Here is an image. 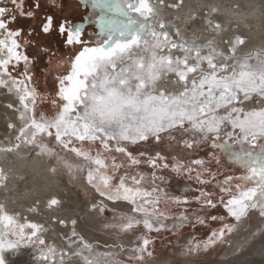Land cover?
<instances>
[{
  "label": "snow or ice",
  "instance_id": "snow-or-ice-1",
  "mask_svg": "<svg viewBox=\"0 0 264 264\" xmlns=\"http://www.w3.org/2000/svg\"><path fill=\"white\" fill-rule=\"evenodd\" d=\"M89 2L94 13H99L94 20L99 27L94 38L85 33L83 24L67 20L58 24L63 47L69 53L68 70L55 76L57 90L50 103L57 110L49 116L43 111L37 114L38 102L43 99L32 84L34 57L27 52L31 41L22 38V28L12 27L18 15L31 18L35 12L25 10L24 0H0V87L15 92L19 103L14 108L19 123L8 124L9 129H15L14 140L0 143V156L8 159L21 145H27L37 150L36 155L54 158L53 173L58 165L70 175L85 176L99 198L91 204V211L103 214L115 212L118 204L129 206L118 222L104 225L106 229L128 234L142 227L151 233L164 229L163 221L169 218L181 223L189 220L183 213L169 217L161 209V204L169 202L189 203L187 196L168 197L161 187L167 180L163 172L186 175L200 185L212 184L217 174L204 159L185 164L172 157L170 165L168 157L157 152L148 157L154 169L148 188L144 174L128 171L139 166V157L146 154L141 152L138 157L129 146L174 140L177 131L191 133L190 139L182 140L185 148L207 142L212 149L209 162L219 164L221 156H226L241 169V175H228L216 183L218 197L199 190L195 197L199 211L222 207L235 223H224V215L209 216L207 219L221 221L222 226L203 242H189L184 254L207 252L219 243H228L251 210L264 217V49L241 54L246 44L242 35L224 40L226 50L213 40L189 43L156 0ZM182 3L178 0L168 7L178 8ZM33 7L40 8L39 0ZM216 12L218 9H211L204 20L208 29L219 35L224 29L212 18ZM53 23V16L47 15L40 30L50 33ZM62 65L63 61L58 66ZM118 155L126 162L118 160ZM7 179L0 168V187H6ZM60 206L55 197L46 204L53 210ZM38 211V206L28 209ZM196 223L206 225V219L197 216ZM59 224L71 226V232L65 234L66 248L46 240L49 228L43 222L10 212L0 204V264H13V257L24 248L37 250L34 259L38 264H73V257L83 264H119L114 252L97 251L76 231L77 219L61 218ZM139 240L131 251L143 262L146 256H153L151 240L147 235Z\"/></svg>",
  "mask_w": 264,
  "mask_h": 264
},
{
  "label": "rangeland",
  "instance_id": "rangeland-1",
  "mask_svg": "<svg viewBox=\"0 0 264 264\" xmlns=\"http://www.w3.org/2000/svg\"><path fill=\"white\" fill-rule=\"evenodd\" d=\"M46 1H48L47 7L49 8V10L44 12L42 16L37 15V19L34 20L35 15L31 18L26 16L21 17L18 15L17 22L12 25V27L22 28V38L31 41V43L27 46V52L31 57H34V64H32L30 67V71L34 73L32 84H34L38 88L39 92L42 94L43 99L42 103L38 102L37 114L39 115V113L43 111L47 115L51 116L57 110L50 103V101L55 98V93L57 90V81L55 79V76L58 74H63L68 70V61L66 60V57L69 55V53L63 47V38L58 33V24L64 21L62 17L59 16V13H61L60 6L62 5V3H66L67 1ZM46 1L43 2L42 8H45ZM35 2L36 0H24L25 10H32L35 12L37 10L33 7V4ZM150 2H152V0H150ZM156 2L159 3L160 7L166 8L167 19L172 21L177 28H179L180 25L176 24L175 21H173L176 20V17H179L180 21H182V19L187 20L188 18H195L197 16H200L198 13H195L194 8L192 9V5L185 4L184 1L178 8L168 7L169 5L177 4L178 0H162V3H160V0H156ZM255 2L258 3L260 7L256 3L254 4L255 6L252 4L254 6V9L257 10L259 14L262 13V11H264V0H255ZM182 6H185V9H183ZM209 7L210 6L208 5H202L201 8L203 10V16H206V14L210 13ZM233 9L238 10V7L234 5ZM47 15H52L54 18L53 30L50 32L54 37L53 47H49L46 44H41V55H36L37 53H40L39 50H36L38 51L36 54L33 50H35L36 45L41 42L39 39H42V36L50 35L44 34L40 30V26L44 23ZM98 15L99 13H94L93 19L95 20L96 16ZM36 20L38 21L36 22ZM250 24L251 26L256 25V23L252 21ZM30 30L32 31L31 36L28 35ZM98 31L99 28H92L91 33L93 34V38L94 34ZM260 38L263 41L264 34H262ZM46 39L49 40L51 39V37L47 36ZM247 39L245 46H242L241 54H243L250 45H253V42L250 43L249 39ZM186 40L191 43L190 40ZM47 48L49 52H54L55 55L50 56L48 53L43 51V49ZM222 48L226 50L227 45H223ZM253 49L257 48H251V50ZM259 49H261V47ZM62 61L63 65L58 66ZM169 79L171 80L172 78ZM173 135L175 136L174 140L165 138L162 143H154L150 140L148 142H142L138 145L129 146V151H131L134 155H137L139 157V154L141 152L145 153L146 155L143 157H139L141 159V164L139 166H132L128 169V171L131 174H135L137 172L144 174L145 180L143 181V183L145 187L150 188V174L154 169L148 163L149 156H154L155 153L159 152L162 155L168 157L167 162L170 165L174 162L172 160V157H176L179 161L185 164L190 163L194 159H204L208 163L210 171L217 174L216 180L209 185H200L194 178L189 180L186 175L177 176L171 170L163 172V175H165L167 180L165 184L161 185V187L166 190L168 197L187 196L189 198V203L185 204L169 202L167 205L161 204L160 207L166 212L169 217H179L182 213L186 214L189 217L188 222L181 223V221H179L178 219L169 218L163 221L166 227L159 232L153 231L151 233H147L141 227L134 229L128 234H119L114 230L106 229L104 227V225L106 224L118 222L117 220L119 219L121 213L128 211L129 206L127 204H118L115 206V212L107 211L103 213L102 221L98 219V217L96 216V212L91 211V213L93 214L92 216H89V219L90 221L94 222V226H92L93 228L88 226L89 229L92 228L94 229L93 231H96L95 233L99 232L98 234L102 237L106 236L107 238L112 239V241H115L116 244H113L111 242L110 246L113 248V251H116L114 252L115 258L117 261H119V264H220L222 262L236 259V257L238 256H248L251 248L254 247L256 243H258L259 241L261 242L264 239V217L260 216L258 210H251L249 212L248 217L244 218L242 222H240L237 231L228 238V243H219L210 248L207 252L200 250L199 252H193L189 255L184 254L185 247L189 244V242L193 244L197 242H203L207 239L209 233L212 230L218 229L222 226L221 221H212L210 219H207L209 216L224 215V223H235V221L231 217H228L226 215L222 207H218L217 209H206L203 212L199 211L200 205L195 202V197L199 194V190L201 188L209 192H214L218 197L220 193L219 189L215 187V184L223 181L224 178L228 175H241V169L237 165L230 164L227 161L226 156H221L219 164H216L215 161L209 162V154L212 149H210L207 142L201 144L198 147L194 145L192 148H185L182 144V140L190 139L191 133L177 131L174 132ZM50 143L54 142L50 141ZM36 151V149H33V151L31 152H35L34 154H36ZM57 151H60V149L57 148ZM69 158L75 159L74 157H71L70 154ZM118 160L126 162V158L119 155ZM157 163L161 162L157 161ZM193 167H195V165H193ZM57 168L58 170L54 174L59 176L61 175L59 174V171H61L63 175L67 177V180L69 179V184L72 185L75 190H77V192L80 186H86V188L88 189L87 199L83 196H80V198H82L84 202L90 201V205L94 202H98L99 198L97 194L86 184L85 176L83 174L70 175L58 165ZM5 173L8 177L7 181H5L6 187L0 188L2 192L8 193L9 198H12L10 192L16 190L19 183L15 184L16 182L12 181V174L10 170H6ZM18 178L23 179L22 176H18ZM10 181L14 183L12 190H8L9 186L7 183H9ZM235 182L236 181H233V183ZM32 206H38V209L40 208L38 204H32ZM110 207H112V205H110ZM59 208H56L54 210H58ZM38 213L39 211L36 212V214ZM21 215L27 216L23 215L22 213ZM197 216L204 217L206 219V225L196 223ZM53 222L59 223L57 217L53 218ZM76 231L78 232L77 227ZM143 235H147L151 240L149 250L153 252V256L151 258L146 256L145 260L141 262L137 261L134 258L135 253H133L131 250L140 243L139 238ZM121 244L123 245V248L119 247V245ZM96 250L101 251L100 249Z\"/></svg>",
  "mask_w": 264,
  "mask_h": 264
},
{
  "label": "bare ground",
  "instance_id": "bare-ground-1",
  "mask_svg": "<svg viewBox=\"0 0 264 264\" xmlns=\"http://www.w3.org/2000/svg\"><path fill=\"white\" fill-rule=\"evenodd\" d=\"M183 1L185 4L192 5L195 13L200 15L195 18H188L187 20L182 19V21H180L179 17L173 20L176 24L180 25V34L185 39L190 40L191 43H204L207 40H213L218 47L223 49L222 47L225 45L224 40L233 39L236 35H242L246 39L248 38L250 43L253 42V45H250L249 48L246 47L245 52L250 51L251 48L259 49L261 47V49H264V40L262 41L260 38L264 34V11L259 14L254 9L255 0ZM256 4L258 5V3ZM202 5L210 6L209 11L213 8L218 9V12L212 14V18L214 21H219L222 24L224 31L219 35L210 31L206 26L205 16H203L201 8ZM234 5L238 7V10L233 9ZM182 7L185 9V6ZM251 21L255 22L256 25L251 26ZM169 87L171 88L172 85H169ZM9 104L14 107L9 108ZM15 107H19L16 93H10L6 88L0 87V143L2 144H7L10 140H14L15 129H9L8 124L19 123L17 119L18 114L14 111ZM31 151H33V148L21 145L17 152L9 154L8 159L0 156V168H3L4 171L10 170L12 181L16 182L15 184L19 183L18 188L13 191L11 190L14 183L12 181L7 183L9 186L8 190L11 189L12 198H9L8 193L2 192L0 188V204H4L10 212L18 211L23 215H27L30 220L43 222L49 228L46 240L55 243L58 248H66L65 234L71 232V226L63 227L59 223H54L53 218L55 217L58 220L61 218L65 220L77 219L78 233L93 243L96 249H100L102 252H116L110 246L111 242L116 244L115 241L106 236L102 237L98 234L99 232L95 233L96 231L92 229L94 222L89 219V216L93 214L90 210V201L84 202L80 198V196H83L87 199L88 189L86 186H80L77 192L69 184V179L67 180V177L61 171H59V174H61L59 176L51 171V168L56 163L54 158L50 159L47 156H39ZM18 176H22L23 179H19ZM54 196L62 201L61 207L58 210L46 207L47 201ZM32 204L40 206L38 214L28 212ZM96 216L99 220H103V214L96 212ZM88 226L92 228L89 229ZM34 257V253L22 250L13 259V264H38ZM73 264H82V261L74 258ZM220 264H264V239L251 248L248 256H238L236 259Z\"/></svg>",
  "mask_w": 264,
  "mask_h": 264
},
{
  "label": "flooded vegetation",
  "instance_id": "flooded-vegetation-1",
  "mask_svg": "<svg viewBox=\"0 0 264 264\" xmlns=\"http://www.w3.org/2000/svg\"><path fill=\"white\" fill-rule=\"evenodd\" d=\"M46 0H39L40 8L35 11V17L34 20L37 19L38 16H42L44 12L48 11L49 8L47 7L48 1H46V6L45 8H42L43 2ZM66 3H62L60 6L61 8V13H59V16L62 17V19L65 21H69L70 23H75V24H83L85 27V33H91L92 28H99L98 25L94 22V12L91 7V4L89 0H66ZM52 3V1H51ZM38 20H36L37 22ZM32 25V23H31ZM50 35L51 39H46L47 36H42V39H39L41 42L38 43L35 47V54L38 52L36 50H39L40 53H37L36 55H41V44H46L49 47H53L54 43V37L52 36L51 33H48ZM37 35V34H35ZM50 41V43H49ZM45 48V47H44ZM48 49V48H47ZM61 55V54H60ZM35 214V213H34ZM22 250L34 253V255H38V252L35 248H24ZM21 250V251H22ZM36 252V254H35ZM15 257H13L14 259ZM73 257L72 259H74ZM43 264V262H41Z\"/></svg>",
  "mask_w": 264,
  "mask_h": 264
}]
</instances>
